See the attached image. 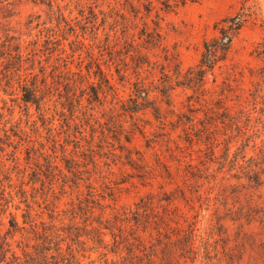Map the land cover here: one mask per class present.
<instances>
[{"label":"rangeland","instance_id":"obj_1","mask_svg":"<svg viewBox=\"0 0 264 264\" xmlns=\"http://www.w3.org/2000/svg\"><path fill=\"white\" fill-rule=\"evenodd\" d=\"M0 1L1 49L9 40L25 60L16 69L0 61V128L6 124L19 135L10 146L0 143L1 207L21 221L29 204L47 220L52 210L88 199V182L64 185L65 162L57 160L62 172L56 175L48 166L49 154L71 152L86 131L76 155L86 173L79 177L90 179L108 206L105 220L147 200L141 219L147 230L139 233L145 248L155 250L153 264H264V101L253 96L259 91L264 98V0H201L170 12L155 1L149 15L131 8L130 0ZM243 10L248 20L203 89L178 86V72L196 66L204 43L219 35L216 25ZM60 15L67 24H59ZM156 27L160 38L151 43ZM48 30L67 37L63 45L71 56L48 57L54 46L45 41ZM66 63L79 76L68 74ZM98 65L118 93L110 91L104 105L90 104L85 90L89 68L90 81L98 82ZM26 78H36L43 89L45 119L21 101L19 81ZM72 79L73 87L67 84ZM171 81L174 107L167 113L160 91ZM138 84L162 105L166 125L151 110L136 120L124 116L117 99L135 97ZM78 103L83 107L73 113L70 107ZM113 113L121 115L119 127L106 122ZM250 168L261 185L252 181ZM91 260L105 264L100 252L82 264Z\"/></svg>","mask_w":264,"mask_h":264},{"label":"trees","instance_id":"obj_2","mask_svg":"<svg viewBox=\"0 0 264 264\" xmlns=\"http://www.w3.org/2000/svg\"><path fill=\"white\" fill-rule=\"evenodd\" d=\"M134 1L130 0L128 5L134 9L141 10L143 8L146 11L145 15H149L156 8L155 1L160 4V10L170 12L189 3L199 2L201 0H136L138 6L134 5ZM2 2L0 1V3ZM249 16V13L243 10L236 15L229 16L220 21L216 25L219 35L204 43V51L199 63L189 68L183 75L180 71L178 72V75L182 76L178 78V86L187 87L194 92L203 89L208 74H214L216 67L220 66V63L228 58L234 39L242 30ZM58 21L59 24H67L66 22H68L64 19L63 15L58 17ZM158 30V27L151 29V43H156L159 40L160 35ZM66 38L58 32L48 30L45 41L47 44H50L49 46L54 45L48 49L49 58L53 57L55 53L60 59L64 56H71L63 45V40ZM9 42V40H6L2 44L5 50L1 49L0 46V61L7 59L6 62L13 65L11 69H16L25 61L24 55L20 52V46L12 47L8 44ZM150 42L148 41V43ZM71 45L73 46V52H76L77 48L73 42ZM57 62H59L56 63L57 65L62 64L60 60H57ZM69 64L66 63L68 74L79 76L76 72H72ZM87 72L88 79L82 70H79L81 76L85 78L83 81L87 79L88 87L85 90H89V94L91 95V100H89L90 104L98 103L99 105H104L106 103L105 99L108 98L110 91L114 92L115 97L118 96L115 86L111 83L107 73L101 66L98 65L97 69L93 72L98 78L97 83L90 81L91 68ZM35 79L31 80L26 78L19 81L21 101L26 105L36 106L42 112L44 118L46 117V111L42 105V101H44L43 89ZM77 82L76 78V84ZM73 83V79L72 81L67 80L69 86L73 87ZM173 86L172 81L170 85L165 83L160 91L163 96V102L168 108L166 110L167 113L172 112L174 107V101H172L171 95V91L174 89ZM76 87L79 88L77 85ZM144 89V86L142 87L138 84L135 97L127 100L117 99L118 102L122 103L121 107L124 116L129 115L135 118L141 112L151 110L160 125H166L167 116L162 109V105H157L155 99H151L150 94L145 92ZM253 96L255 101H264L259 91H256ZM82 107L83 104L78 103L77 105H72L70 109L73 113H76ZM114 110V107L109 109L112 112ZM112 117L115 120H112ZM120 117V113H113L107 117L106 122L111 123L112 126L116 125V127H119ZM229 120L234 121V124L239 122L235 117H230ZM188 121L193 123V117L188 118ZM102 125H105V123H102ZM10 131L12 130H8L6 124L3 128H0V143L7 146L13 144V136L19 135L15 132H12V134ZM1 132H3L4 137L7 139L6 142L2 141L3 135ZM85 132L81 133L84 134L83 137L76 139V144H74L76 147L71 152H68L67 145H64V148L67 149H65L61 157L49 154L48 166L51 174L56 175L57 172H62L57 160L60 158L61 161L65 162L68 173H63L64 185L78 186L80 181L88 182V199L85 198L79 203L72 202L71 208L65 211L52 210L47 220L41 217V213H33V207L28 204L27 209L21 215L22 220L20 221L17 213L12 211L8 212V209L1 207L2 204L0 203V264H82L85 259H91V255L94 252H100L101 259L105 264L154 263L155 250H147L145 248L142 235L139 233L140 230L145 232L147 230V227H144V223L141 221L143 212H147L146 210L149 207L147 200L144 198L141 199L136 204L135 210L116 211L113 213L112 218L105 220L103 215L106 213L108 206L99 202V193L96 187L92 185V181L90 182L88 181L90 179L79 177L86 173L82 169V165L76 160L78 150L84 148L82 142L83 138L84 140L86 138ZM141 133L144 134L143 129H141ZM127 140L130 142L129 139ZM69 142L73 141L69 140ZM88 151L89 149L84 150V152ZM0 152H4L3 147H0ZM131 161H133L132 157ZM249 170L254 174L252 181L256 185H261L258 171L254 168H250ZM16 209L19 210L20 207ZM97 209L101 211L99 215L96 214ZM142 228H145V230ZM126 229H130V234H125ZM109 236L111 239H108ZM128 236H132V240ZM184 246H189L190 251H193L194 246L192 243L188 244L187 242ZM90 264H96V261L91 260Z\"/></svg>","mask_w":264,"mask_h":264}]
</instances>
